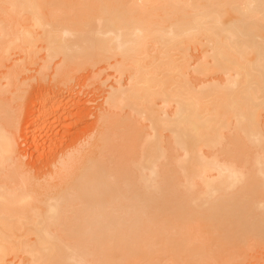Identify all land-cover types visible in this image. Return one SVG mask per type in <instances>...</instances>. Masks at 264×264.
Wrapping results in <instances>:
<instances>
[{
  "label": "bare ground",
  "instance_id": "6f19581e",
  "mask_svg": "<svg viewBox=\"0 0 264 264\" xmlns=\"http://www.w3.org/2000/svg\"><path fill=\"white\" fill-rule=\"evenodd\" d=\"M0 264H264V0H0Z\"/></svg>",
  "mask_w": 264,
  "mask_h": 264
},
{
  "label": "rangeland",
  "instance_id": "374dc122",
  "mask_svg": "<svg viewBox=\"0 0 264 264\" xmlns=\"http://www.w3.org/2000/svg\"><path fill=\"white\" fill-rule=\"evenodd\" d=\"M88 74L89 73L87 71H85L83 73V75H82L83 77L82 78L80 77V80H79L80 83H78L75 86L74 90H72L70 93H69V91H66L65 92V97H66L65 98L66 99L65 102H67V103L69 101H71V102H70L69 107L66 109V112L64 114H62V113L61 114L64 115V116H66V114H68L69 112L70 113H74V116L70 118V121L71 122L69 121V119H67V121L63 120L64 122L62 120L61 121H58L59 119L58 120L56 119V122L58 121V123L53 122V125H56V126H53V128L51 129L52 131L47 130V127L46 128H41L40 134L41 135L44 134L45 137L44 136H41V135L39 136V133H38L37 134L38 135L37 136L38 137L37 138L38 141L29 138V133H30L29 131H31L32 128H30V127H32V125H30L31 124L30 123L31 122L30 119H29V121H26L25 122V120H28L27 119V116L29 115L28 114V111H27V103H26L27 101L26 102L24 101L23 103H21V105L18 106V110L22 113V114L20 113V115H19L22 118L21 119V123H20V140H19V144L21 143L20 144V147L22 148L21 151H22V153L25 154V156L28 155V153L30 152V150H34V151L36 150L37 152L35 153L34 158L35 157H38V155L40 154V152L41 151L43 152V148H44L45 145L43 147H41L42 149L39 148V146H41L42 143L43 144L46 143L49 138H52L53 139L55 137L54 135H56V134H58L60 138H62L63 136H64L63 138H68L69 135L72 136V133H68V136L67 135H64V132L65 131L67 132V130H68L67 128L68 127H65L63 125V123L65 124V122H67L66 124H73V125L70 126V131H74L75 132L76 130L79 129V127H81L80 125H82L84 123V121H87V120L90 121L93 118H95L94 117V113H96V109L99 107L100 103L102 102V100L106 96V93H104L105 91L102 90V87L99 86L97 83H94V86L89 81L85 83V81L88 78L85 79L84 77H87ZM109 75H106V77L108 78ZM106 77H105V79H106ZM88 80H90V78ZM87 83H88V85H87ZM111 85H112V83L108 84L107 87H110ZM100 88H101V90H100ZM67 99H68V101H67ZM24 103H26V104H24ZM69 108L71 110H69ZM82 108H83V110L84 109L85 110L83 111ZM77 109H78V111L79 110H82V115L81 116H78ZM89 110H91L90 111L91 113H89ZM76 112H77V114H75ZM61 114H60V116H61ZM87 114H89V115H87ZM33 116H35V114ZM54 116H57V115H54ZM27 122H29L30 124L27 123ZM72 122H74V123H72ZM55 128H56V130H55ZM53 130H55V131H53ZM45 131L46 132L49 131L48 132L49 134L47 133V138L48 139L46 138ZM39 137H41V138H39ZM41 141H42V143H41ZM47 160L48 159H46V161ZM46 161L44 162L45 164H46ZM45 164H44V167L47 166V165L45 166Z\"/></svg>",
  "mask_w": 264,
  "mask_h": 264
}]
</instances>
